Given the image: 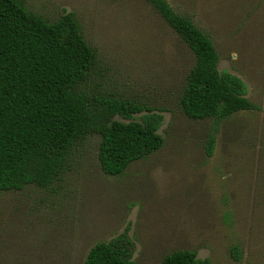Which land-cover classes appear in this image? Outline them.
<instances>
[{
	"label": "rangeland",
	"instance_id": "374dc122",
	"mask_svg": "<svg viewBox=\"0 0 264 264\" xmlns=\"http://www.w3.org/2000/svg\"><path fill=\"white\" fill-rule=\"evenodd\" d=\"M19 1L51 22L72 13L94 53L80 91L142 105L134 121L159 115L164 144L110 176L90 134L60 179L0 192V264H83L92 246L126 229L133 264H160L177 250L210 264H264V0H167L209 36L219 71L239 77L256 107L221 121L181 111L193 56L143 0Z\"/></svg>",
	"mask_w": 264,
	"mask_h": 264
},
{
	"label": "trees",
	"instance_id": "16d2710c",
	"mask_svg": "<svg viewBox=\"0 0 264 264\" xmlns=\"http://www.w3.org/2000/svg\"><path fill=\"white\" fill-rule=\"evenodd\" d=\"M143 1L193 56L178 100L186 117L221 121L256 109L246 98L245 83L219 71V56L207 34L167 0ZM93 65L94 53L72 13L51 22L19 0H0V192L46 188L60 179L72 149L90 134L100 138L98 161L110 176L161 149L159 115L146 113L134 121L133 114L147 110L142 105L91 99L80 91ZM115 116L129 121H114ZM214 146L211 134L205 144L207 157ZM132 250L126 229L92 246L83 264H133ZM231 254L234 260L241 259L238 251ZM160 264L210 262L197 258L196 251L177 250Z\"/></svg>",
	"mask_w": 264,
	"mask_h": 264
}]
</instances>
